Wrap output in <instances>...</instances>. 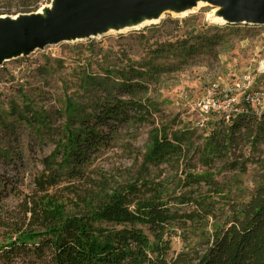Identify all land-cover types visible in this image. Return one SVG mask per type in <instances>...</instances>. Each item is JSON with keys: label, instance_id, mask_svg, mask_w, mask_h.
<instances>
[{"label": "trees", "instance_id": "trees-1", "mask_svg": "<svg viewBox=\"0 0 264 264\" xmlns=\"http://www.w3.org/2000/svg\"><path fill=\"white\" fill-rule=\"evenodd\" d=\"M44 1L19 0V12H33ZM178 22L146 27L163 37H156L138 60L124 55L123 63L104 55L92 69L93 57L78 53L58 126L51 125L49 110L24 94L21 108L10 103L0 113L4 131H10L11 116L32 126L37 136H54V147L34 180L36 190L24 205L23 226L0 244V264L27 255L48 264H264V156H253L264 145V93L249 87L246 92L263 94L260 105L242 95L227 121L213 111L218 120H208L209 129L201 133L158 124L160 77L196 56L216 54L223 40L216 31L179 33ZM238 26L223 28L237 32ZM137 34L142 44L154 37ZM94 50L92 45L90 56ZM143 124L150 126L148 145L135 178L102 182L97 193L80 197L77 210L68 212L58 185L89 180L96 154L119 130ZM217 162L233 172L227 181L216 179L212 168ZM249 165L255 167L250 189L242 186ZM161 166L174 174L156 181L151 171ZM173 236L183 243L176 253Z\"/></svg>", "mask_w": 264, "mask_h": 264}, {"label": "rangeland", "instance_id": "rangeland-1", "mask_svg": "<svg viewBox=\"0 0 264 264\" xmlns=\"http://www.w3.org/2000/svg\"><path fill=\"white\" fill-rule=\"evenodd\" d=\"M50 1L40 3L39 8L48 5ZM20 8L19 0H0V12H9L0 15L22 14L19 12ZM212 9L210 5H201L183 16L166 12L155 23L177 19L179 33L216 31L223 35L216 54L196 56L175 71L160 77L159 90L155 93L160 94L159 98L163 100L162 110L156 116L158 124L170 123L173 129L188 126L195 128L197 133H201L202 129L208 130L207 121L218 120L217 114H203L201 111L200 105L202 101H206L210 89L216 98L221 99L233 83L250 75L258 78V82L254 80L250 84L251 89L264 93V76H261L264 72V25L243 26L241 23L238 26L240 31H230L223 28L224 23L209 15ZM150 25L152 24L137 29L109 31L92 38L50 44L42 49H35L26 56L4 61L0 64V113L7 110L10 103L21 108V95L24 94L36 106L49 110L51 125L58 126L62 121L58 109L66 86L74 83L71 68L78 53L83 57H93L90 66L92 69L98 67L95 60L104 55L122 60L123 63L124 55L138 60L144 56L156 37H163L159 30H145ZM139 31L154 37L143 44L139 43L136 38ZM89 41H93V56H90L92 45L87 44ZM88 45L90 48H87ZM241 96L242 94L238 95L237 104ZM7 119L11 123L10 131L0 129V151L3 154L0 156V244L8 237L13 239L14 229L23 226L22 211L30 195L36 190L34 180L43 169L42 159L54 147L53 135L37 136L29 124L11 116H7ZM149 129L148 124L120 129L109 146L96 154L92 167L89 168V180L61 182L56 191L64 197L66 210H77L76 203H79L80 197L97 193L102 182L110 185L134 179L140 167L141 155L148 145ZM253 154L254 157H263L264 145ZM212 170L220 182L227 181L233 174L220 162ZM172 174L174 171L164 166L151 171L153 178L159 177L156 181L165 180ZM254 174L255 167L249 165L248 172L242 177V186L250 189ZM168 186L172 190L173 185L168 183ZM171 241L173 253L183 249L181 238L173 236ZM33 259L31 255L20 256L13 264H48Z\"/></svg>", "mask_w": 264, "mask_h": 264}, {"label": "water", "instance_id": "water-1", "mask_svg": "<svg viewBox=\"0 0 264 264\" xmlns=\"http://www.w3.org/2000/svg\"><path fill=\"white\" fill-rule=\"evenodd\" d=\"M198 1L218 8L224 24L264 25V0H51L45 16L37 13L39 8L15 16L0 15V64L46 45L96 37L109 24L124 23L165 6L192 7Z\"/></svg>", "mask_w": 264, "mask_h": 264}, {"label": "built area", "instance_id": "built-area-1", "mask_svg": "<svg viewBox=\"0 0 264 264\" xmlns=\"http://www.w3.org/2000/svg\"><path fill=\"white\" fill-rule=\"evenodd\" d=\"M254 80V76L250 75L247 76L246 79H242L240 81H237L231 85V87L228 89V92L225 93V98H216L212 94V90L210 89V94H208V97L206 101H202L201 111L203 114H207L209 112H220L223 115L224 120H228L231 113L233 111H237V108H235V105L239 101L238 95L242 94L244 95V98L248 99L251 103L255 105H260L263 94L258 93H251L246 92L247 89H249L250 84ZM240 92V93H239Z\"/></svg>", "mask_w": 264, "mask_h": 264}, {"label": "bare ground", "instance_id": "bare-ground-1", "mask_svg": "<svg viewBox=\"0 0 264 264\" xmlns=\"http://www.w3.org/2000/svg\"><path fill=\"white\" fill-rule=\"evenodd\" d=\"M205 5V2L198 1L195 6L187 7L180 4H174L170 6L162 7L158 10H156L153 13L150 14H141L136 19H128L124 23L120 24H109L105 28L101 29L96 36L100 35V33H106L109 31H124L126 29H132V28H140L145 25H149L151 23H155L159 21L163 15L166 12H169L173 15H185L186 13L190 12L192 9L197 8L198 6ZM51 7V4L49 6H42L38 9L37 13L39 15L45 16L47 9ZM219 9L213 8L209 15H211L216 21L218 22H224L223 18L218 14ZM220 24V23H219ZM264 65V62H263Z\"/></svg>", "mask_w": 264, "mask_h": 264}]
</instances>
